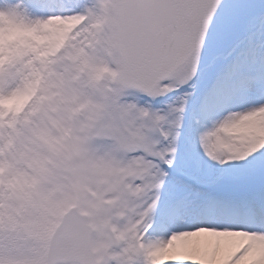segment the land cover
Returning <instances> with one entry per match:
<instances>
[{"label":"snow or ice","instance_id":"snow-or-ice-1","mask_svg":"<svg viewBox=\"0 0 264 264\" xmlns=\"http://www.w3.org/2000/svg\"><path fill=\"white\" fill-rule=\"evenodd\" d=\"M0 264H264V0H0Z\"/></svg>","mask_w":264,"mask_h":264}]
</instances>
